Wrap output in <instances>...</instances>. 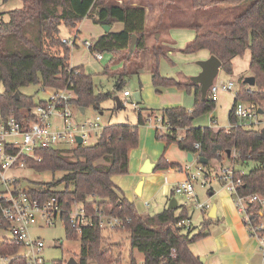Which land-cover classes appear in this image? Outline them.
I'll use <instances>...</instances> for the list:
<instances>
[{"label": "trees", "instance_id": "1", "mask_svg": "<svg viewBox=\"0 0 264 264\" xmlns=\"http://www.w3.org/2000/svg\"><path fill=\"white\" fill-rule=\"evenodd\" d=\"M8 1L3 0L4 3ZM21 1V8L0 13V85L4 88L0 94V108L7 113L18 114L35 105L33 97L21 93L22 88L30 85H39L42 89L68 86L76 95L74 103L78 108L87 110L92 107L98 112L102 111L101 103L111 98V93L97 92L92 75L86 74L82 68L70 67L72 48L63 42V38L70 37L86 19L100 27L124 24L121 32L110 31L94 39L91 50L92 53H111L114 63L124 64L116 88L123 90L124 78L131 73L139 74V61L142 52L147 49L149 36L147 11L143 5L120 4L117 0ZM235 1L192 0V6L195 10L207 12L220 4ZM214 27V30L207 32H202L198 27L194 40L181 52L192 55L207 51L222 62V71L232 75L233 59L243 57L250 50L249 73L255 78L256 84L251 87L245 83L246 77L240 78V88L229 113L230 124H235L237 118L234 108L238 101L253 102L264 110V0H253L249 8L233 21ZM134 36L137 41L131 52ZM151 53L150 72L154 86L186 89L193 93L195 100L192 111L183 107L164 109L162 124L168 127V132L166 135H162V132L159 135L158 132V137L165 140L167 145L177 143L180 150L207 159L204 169L210 161H222L225 158L241 169L251 166L238 192L245 197L256 194L264 196V140L260 137V131L244 126L230 132L226 128L217 129L213 126L194 127L195 119L212 112L216 102L211 101L208 95L203 99L200 85L191 80L184 83L161 75V59L167 55L163 47L154 46ZM130 68H133L132 72ZM138 119L139 126H143L146 119L140 110ZM139 126L108 125L93 146L37 152L39 160H30L28 168L37 172L62 173L63 176L59 181L44 186L45 192L33 191L31 195L40 203L52 197L59 200L67 238L81 239L79 264L121 263V258H115L113 250L105 247V229L99 226L101 217L120 221L113 232L129 236L131 250H138L144 255L143 264H203L194 256L190 246L209 236L211 219H206L196 231L185 224L190 220L186 206L143 216L113 181L114 176L129 173L130 151L137 148L140 142ZM199 142L202 144L201 149L196 150L194 145ZM233 151L236 152L235 158L231 155ZM171 168L180 167L169 163L162 156L156 170ZM63 183L66 185L64 191L54 190L56 185ZM73 205L84 206L92 215L95 225L84 227L81 233L73 229L69 223ZM178 209L181 210L179 214L176 213ZM249 209L256 223L264 222V212L258 204H250ZM20 250L21 247L10 239L0 242V257L12 259L10 264H26ZM130 260L132 264H137L133 255Z\"/></svg>", "mask_w": 264, "mask_h": 264}, {"label": "rangeland", "instance_id": "2", "mask_svg": "<svg viewBox=\"0 0 264 264\" xmlns=\"http://www.w3.org/2000/svg\"><path fill=\"white\" fill-rule=\"evenodd\" d=\"M117 1L119 2V0ZM129 1L131 0H124V2H127V4ZM133 1L138 2V4L145 2V5H147L149 9L146 27L149 31V37L151 38V42L153 44L152 46L150 43L151 48L154 46H160L163 47L166 53L168 52L169 48L174 51V55L161 59V75L167 79L185 81L184 83H189L191 72L193 70H198L199 66L197 63L203 60H200L199 56L208 55V53L204 51L200 54L192 56L181 53V51L184 50L187 45L194 40V32L196 31L197 33V28L200 27L202 32H207L209 30H214V25L231 22L235 19V17L245 12L252 4L253 0H236L233 3L220 4L218 7H215L207 12L204 10H195L192 6V0ZM22 6L23 3L21 0H9L6 3H4L3 0H0V13H9L13 10L21 8ZM172 25H190L191 27L196 28H194V32L191 29L170 31L169 27ZM72 34H75V32ZM157 34L161 35L158 41L156 40ZM84 36L85 37L81 36V39H93L90 37V35L84 34ZM167 38H170L173 43H167ZM81 41L78 43L80 47L77 48V51L74 50L72 52V61L73 59H76L80 62H86L88 59V65L96 72L94 75H92L95 82L96 91L101 93H111L112 95L111 98L101 103V112L103 113L101 115V122L105 126L114 124H131L134 126H139L138 115L140 110L143 113L146 121L143 126H139L140 142L138 147L133 151L135 152V150H138V153L141 151L145 152L147 155V160L151 159L152 161H156V163H158L161 157L164 156V158L169 163H171L170 161L178 162L182 167L186 166L187 164H191V172L196 173L198 168L197 157L194 161L188 163L189 161L185 156V152L180 150L177 143H172L166 151L168 146L166 141L162 138H159L157 135L158 132L159 135L160 132H162V135H166L168 132V127H165L163 124L157 121L158 118H161L162 111L172 107H183L188 110H192L194 106L193 93H190L186 89H179L175 86L156 88L153 84L152 76L146 73H142L141 75L131 73L130 75L126 76L124 78L123 90H118L116 88V83L120 77L119 74L124 68V64L122 62L118 64L114 63V61H112L113 55L111 53H105L104 61L98 62V60L95 59L94 53L85 49L82 46ZM250 55V50H247L245 55L237 60L236 65L237 67L239 66L241 69L240 71L242 72V75L238 78L233 77L234 71L232 75H227L224 71H221V68L219 77L225 80L231 79L235 83V90L234 92L220 91L217 97L215 109L210 113L196 118L194 123H197L198 125L200 124V126L206 124V127L213 126L218 129L229 127V113L235 103V92L240 88V78L251 77L249 73V65L247 67V62ZM144 56L148 58L147 54ZM145 57L141 59L142 65L146 62H150ZM107 68L111 70V75L104 73L105 69ZM132 70L133 68H130L131 72ZM229 76H232L233 78ZM124 91H128L131 96L126 98L124 96ZM3 92L4 88L0 85V94ZM21 93L28 97H33L36 105L39 104L40 101H44L49 98L47 92L39 85H30L24 87L21 89ZM135 93L140 94L141 100L138 101L136 99ZM148 112L153 114L152 118L150 119L147 117ZM97 114H100V112L96 111L92 107L88 108L85 114L81 113L80 110H76L75 112V115L79 121L93 119ZM211 116H214L216 120L215 123H211ZM261 116V118H264V114H261ZM262 129L263 128L261 127L257 130L261 131ZM182 134L183 132L180 133V136H182ZM98 141L99 138L94 137L89 141V145L93 146ZM231 164L232 162L228 158H225L223 161L212 160L210 165L206 167L205 170L213 175H217L220 174V168L222 165L231 166ZM237 168L241 169L239 166H237ZM250 169L251 166H247L242 170L248 172ZM130 173L131 176H136V171L132 167ZM174 173L182 174V172L177 171ZM62 176V173L53 174L52 172H37L31 168L11 170L8 172V178L17 181L18 188L26 192L33 191L39 186H47L57 182L62 178ZM202 180L203 177H199L194 182V188L196 193L202 195L203 198L206 194H208V186L205 187ZM213 182L214 186L218 185L217 179H215ZM160 184H162V182L159 180L157 187ZM65 187L66 185L64 183L58 184L54 187V190L57 192H62L64 191ZM71 189H73V187H71ZM176 198L181 206L183 203V198L179 195H177ZM164 201H166V196L162 194V187H160V190H158L156 196L149 200L151 208L145 214H155L161 210L162 203L164 205ZM180 212V209L176 211L177 214ZM189 212L193 227L196 230V228L201 225V222H203L205 216L207 219L208 211L203 215L202 212L195 210L193 211V208H190ZM213 225H216V223ZM212 228L213 226L210 227V229ZM110 233L112 235H110ZM7 234V232H3L0 229V242L3 241V237L7 236ZM103 234L104 236H109V239H111L107 241L105 245L115 248L114 257L121 258L122 256V263L130 264L131 245L129 236L125 233H118L116 231L113 232V230L110 229H105ZM32 235L34 238H40L46 243V247L42 252V256L47 264L57 262L67 264L71 258L78 260V254L81 248V239L78 238L77 240H69L66 236L65 227L61 219H57L55 221V225L47 226L44 220L39 216L36 225L32 229ZM106 239L108 238L106 237ZM116 244H119V249L115 247ZM20 254H27V250L25 248H21ZM133 255L137 264L143 263L142 253L135 250ZM0 264H6V262L3 261L1 257Z\"/></svg>", "mask_w": 264, "mask_h": 264}, {"label": "built area", "instance_id": "3", "mask_svg": "<svg viewBox=\"0 0 264 264\" xmlns=\"http://www.w3.org/2000/svg\"><path fill=\"white\" fill-rule=\"evenodd\" d=\"M79 41H81L80 34L63 38V42L72 49L77 47ZM81 44L88 50H92V40H82ZM94 56L98 61L104 59V54L98 52L94 53ZM43 90L48 94L47 100L25 108L18 114L7 113L0 108V229L9 233L8 239L27 250V254L21 255L26 264H47L42 256L46 243L32 235V228L36 225L38 217L40 216L47 226L55 225L57 219H61L65 228L66 223L62 218V207L56 197L40 203L37 198L31 195L33 191L45 192L44 186H39L30 192L22 191L18 188L17 181L8 178V172L28 168L30 160H39L37 155L39 151L65 150L89 145L92 138H101L106 127L101 122L99 114L95 118L85 121L77 119L75 112L79 108L74 103L76 95L68 86L66 88L45 87ZM234 90L235 83L233 81L218 76L210 87L208 96L211 101L217 102L220 91L234 92ZM237 93L236 91V96ZM124 96L129 98L131 94L125 91ZM261 109L253 102L238 101L234 108L237 122L230 124L226 128L227 131L230 132L232 129L243 126L255 129L264 128V118H261L259 113ZM157 121L162 124V117ZM79 137L82 139V144L78 143ZM201 145V142L196 143L194 148L200 150ZM233 153V158H235L236 152L233 151ZM184 169L187 179L179 182L174 187V192L186 197L184 206H193L195 210L200 211L207 210L209 204L201 202L197 198L194 188V182L201 176L203 185L208 184V179L204 177V165L198 163L196 173L191 172V164H188ZM245 175L246 172L238 169L232 162L231 166L222 168L218 179L223 187L234 195L236 207L243 216V222L250 236L258 241L264 255V222L256 223L249 209L250 204L256 203L264 212V196L256 194L245 197L239 194L238 189L243 185ZM69 223L79 233L84 227L95 225L92 215L81 205L72 206ZM187 223L188 221L185 224L187 225ZM119 225L120 221L112 217L108 219L101 217L99 221V226L102 229L114 230ZM2 260L6 264H10L12 261L8 257H3ZM112 264L118 263L113 262Z\"/></svg>", "mask_w": 264, "mask_h": 264}, {"label": "crops", "instance_id": "4", "mask_svg": "<svg viewBox=\"0 0 264 264\" xmlns=\"http://www.w3.org/2000/svg\"><path fill=\"white\" fill-rule=\"evenodd\" d=\"M119 2H120V4L127 3V2H124V0H119ZM129 3L134 4V5L135 4L143 5V7H145V9L147 11L146 20L148 19V10L149 9H148L147 5H145V2H142L144 4H142V3L138 4V2H134L133 0H131V1H129ZM123 29H124V24L116 23L114 26H112L110 28V31L113 33H118V32H121ZM169 29H170V31L171 30H181V29H184V30L191 29V30H193V32L195 31L193 27L188 26V25H172L169 27ZM74 32H77L80 34V39H81V36L85 37L84 34L90 35V37L93 39H97V38L103 36L104 34H106V32L103 30L102 27L93 24V22L91 20H88V19L84 20L79 25V27L73 31V33ZM196 35H197V33L195 31L194 32V38L196 37ZM71 36H72V34H71ZM160 36L161 35L157 34V36H156L157 41L159 40ZM167 39L169 41V42L167 41V43H170V42H171L170 44L173 43L170 38H167ZM81 40H83V39H81ZM88 40H90V39H88ZM150 43L152 44L151 38L148 36L147 49L144 52H142L141 59L143 57H145L144 56L145 54H147L148 58L147 57H145V58H147L150 62H146L145 64L142 65L141 59H140L139 63L141 65V68L139 70V74H137V75H141L142 73H146V74L151 75V72H150L151 58H150V56L152 53L150 51V49H151ZM152 46H153V44H152ZM79 47H80V45H77V47L74 48L72 50V52L74 50L77 51V48H79ZM85 49H87V48H85ZM202 52L203 51H201L197 54H200ZM204 52H207V51H204ZM182 54H184V53H182ZM197 54H192V55H197ZM171 55H174V51L171 48H169L167 55L164 58H168V56H171ZM184 55L192 56L190 54H184ZM209 57H210V54L208 53V55H206V56H199V59L200 60H202V59L206 60ZM239 58L240 57H236L232 61V66H233V71H234L233 77H237V78L242 75V72L240 71L241 69L239 68V66L237 67V65H236V62ZM104 59L102 61H104ZM98 62H101V61H98ZM250 62H251V55L248 58L247 67H248V65L250 66ZM116 64H118V63H116ZM70 67L82 68L84 70V72L88 75H94L96 73L88 65V59L86 60V62H80V61H77L76 59H73V61H72V59H71L70 60ZM110 71L111 70L109 68H107V69H105L104 73L111 75ZM200 72H201V67L199 66L198 70H193L191 72V74H190L191 77H189V80H191L192 77L197 76ZM229 77L233 78L232 76H229ZM229 80L232 81L231 79H229ZM181 82H185V81H181ZM238 90L239 89H237V92H238ZM140 100H141V96H140ZM194 104H195V100H194ZM79 110H81V109L79 108ZM85 113H86V110H85ZM148 113H147L148 116L151 115L150 112H148ZM102 114L103 113L100 112L99 115H102ZM152 115H151V118H152ZM215 122H216V120H215L214 116H211V123H215ZM193 125H194V127H198V128L199 127H203V128L206 127L205 126L206 124L200 126V124L198 125L197 123H193ZM107 126L108 125H106V127ZM208 127H210V126H208ZM170 145L167 146L166 151ZM133 150L134 149H132L130 151V154H129V173L126 175L114 176L113 181L124 192L126 198L130 202H133L135 204L139 213L143 216H150V215L152 216V215L159 214V213L163 212L164 210L169 209V205L173 199L176 200V203L173 202V204H172L174 209H177V208L184 206L186 197L183 195L176 194L174 192V187L179 182L187 179V173L185 172L184 168L188 164L186 166L182 167L181 164H179L178 162L170 161L171 164H177V165H179L180 168H176V169L171 168L169 170H161V171H157L155 168L153 173L144 174V173H141V169H142L144 163L147 161V155L143 151L138 153V150H135V152ZM185 154H186L185 156L187 157V159H189V155H188L189 153L185 152ZM231 155L233 157L234 153L232 152ZM196 157H197V162L200 163L199 162L200 158L198 159V154L193 155V161L195 160ZM149 160L151 163L155 164L157 167L158 163H156V161H152L151 159H149ZM211 162L212 161L209 162V165ZM188 163H190V162H188ZM131 167L136 171V176H131V173H130ZM223 167H225V166L222 165L220 169L222 170ZM205 169H204V177H206L208 179L207 180L208 184L205 185V187L208 186V191H207L208 194H206L202 198V195H199L195 191V195L197 196V198L201 202L208 203L209 208L207 210L200 211V210H195L193 206H190V207H188V210L190 211V208H193V211L194 210L200 211V212H202L203 215L208 211L207 219L212 220L211 227L213 226V228L210 229L209 236L195 242L194 244H192L190 246L192 253L194 254L195 257L199 258L202 263L204 261L203 264H264V255L262 254V252L260 250L259 243L256 239H254L253 237L250 236L248 229L246 228V226L243 222V216L239 213L238 209L236 208V202H235L234 195L230 194L223 187L222 183L218 179L219 174L213 175L210 172H207ZM176 171L182 172V174L174 173ZM140 173H141V175H140ZM215 179H217V181H218V185H216V186H214V182H213ZM159 180H160V182H162V184H160L157 187ZM141 181H143V185H142V189H141V194L139 195L137 193V188H138V185ZM160 187H162V194L164 196H166V201H164V205L162 203V209L159 210L158 212H156L155 214H145L151 208V204H150L149 200L156 196L158 190H160ZM177 195H179L183 198V203L181 206L179 204V201L176 198ZM146 203H148V205H146ZM205 220H206V216L204 217L203 222ZM203 222H201V224ZM214 223H216V225H213ZM187 226L193 227V224L191 221V216H190V220L187 223ZM200 227H201V225L198 228H200ZM1 230L3 232H7V231L3 230L2 228H1ZM110 235H112V234L110 233ZM106 237L108 239H106ZM8 238H9V233L7 234V236L3 237V240L8 239ZM105 239H106L105 244L107 241L111 240V239H109V236H105ZM105 247L112 249L113 252L115 250V248H113L112 246L108 247L105 245ZM115 247L119 249V244H116ZM134 251L130 250V258H131V255L134 254ZM136 251H138V250H136ZM133 257H134V255H133ZM134 259H135V257H134ZM76 261L78 262V260H76ZM143 262H144V255H143ZM78 264H79V262H78ZM120 264H123L122 263V256H121V263ZM130 264H132L131 260H130Z\"/></svg>", "mask_w": 264, "mask_h": 264}, {"label": "water", "instance_id": "5", "mask_svg": "<svg viewBox=\"0 0 264 264\" xmlns=\"http://www.w3.org/2000/svg\"><path fill=\"white\" fill-rule=\"evenodd\" d=\"M102 28L107 33V32H110L111 27L110 26H103ZM136 41H137V37L134 36L132 38V45H131V49H130L131 52H133L135 49ZM197 64L201 67V72L197 76L192 77L191 81L193 83L200 85L202 98L206 99L210 87L213 85L215 79L219 76L220 70L222 68V62L216 56H210L208 59L199 61ZM245 83L251 87H254L256 84V81H255V78L253 76H251V77H247L245 79ZM16 97H17V99H19L18 93L16 94ZM135 97L138 101L140 100L139 93H135ZM80 111L83 114L85 113L84 109H81ZM259 113L264 114V111L261 109L259 111ZM260 137H261V139L264 140V128L260 132ZM78 143L82 144V139L80 137L78 138ZM188 155H189L188 161L192 162L193 161V154L189 153ZM199 162L202 165H206L208 163V160L204 159V158H200ZM155 168H156V165L151 163L149 160H147L144 163V165L141 169V172L144 174H151L154 172ZM142 185H143V181H141L139 183L138 188H137V193L139 195L141 194ZM173 202L176 203V200L173 199L171 201V203L169 205V209H174V207L172 206ZM203 263H204V261H203ZM67 264H78V262L75 260V258H71L67 262ZM92 264H95V263H92Z\"/></svg>", "mask_w": 264, "mask_h": 264}]
</instances>
